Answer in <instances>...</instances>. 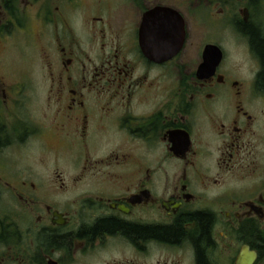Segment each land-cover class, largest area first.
<instances>
[{
  "label": "flooded vegetation",
  "instance_id": "flooded-vegetation-1",
  "mask_svg": "<svg viewBox=\"0 0 264 264\" xmlns=\"http://www.w3.org/2000/svg\"><path fill=\"white\" fill-rule=\"evenodd\" d=\"M0 264H264V0H0Z\"/></svg>",
  "mask_w": 264,
  "mask_h": 264
},
{
  "label": "rangeland",
  "instance_id": "rangeland-1",
  "mask_svg": "<svg viewBox=\"0 0 264 264\" xmlns=\"http://www.w3.org/2000/svg\"><path fill=\"white\" fill-rule=\"evenodd\" d=\"M18 44L19 46L11 50L10 54L6 57L7 64H11L10 69L27 72L33 71L34 76L39 77L45 69L39 58L40 55L36 52V48L30 45L25 46L20 45V43Z\"/></svg>",
  "mask_w": 264,
  "mask_h": 264
},
{
  "label": "water",
  "instance_id": "water-1",
  "mask_svg": "<svg viewBox=\"0 0 264 264\" xmlns=\"http://www.w3.org/2000/svg\"><path fill=\"white\" fill-rule=\"evenodd\" d=\"M178 18L180 20V27L178 29V36H177V39L175 41V44H173L171 46H160L161 54L164 55L165 53H167L166 54L167 55L166 57H170V55L176 54L180 50L181 45L183 43L184 33H183V27L181 25V19H180V16L179 15H178ZM141 47H142V49H145V50H148L149 49L148 46H144L143 44L141 45ZM207 48H213V47L208 46Z\"/></svg>",
  "mask_w": 264,
  "mask_h": 264
}]
</instances>
